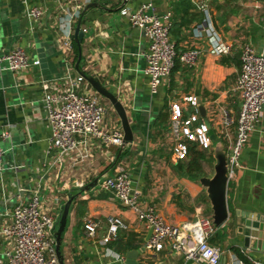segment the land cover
I'll use <instances>...</instances> for the list:
<instances>
[{"label": "crops", "instance_id": "1", "mask_svg": "<svg viewBox=\"0 0 264 264\" xmlns=\"http://www.w3.org/2000/svg\"><path fill=\"white\" fill-rule=\"evenodd\" d=\"M148 1L158 15L171 13L169 35L177 52L191 48L201 51L194 67L179 62L180 69L171 71L155 94H151L144 72L148 42L128 21L129 14ZM60 3L69 10L77 3L82 6L79 19L73 22V33L78 23L84 33L79 69L98 78L118 98L133 131V141L124 149L94 141L77 150L50 148L51 130L42 100L45 93L55 94L73 86L79 75L74 47L66 55L60 48L57 16L61 11L56 0H0V56L21 47L30 60L40 62L18 73L0 69V127L10 135L3 143L7 151L0 167V264H8L5 253L12 248L1 229L9 223L18 198L25 201L34 193L40 198L41 209L56 222L63 204L75 195L61 235L62 264H123L128 250L138 251L139 264H199L168 249L144 252L149 228L118 202L112 191L101 188L99 181L123 169L139 191L140 204L153 206L165 221L181 225L200 215L211 218V205L198 182L200 177L177 169L180 162L172 159L169 107L172 101L194 95L205 110L202 123L211 124V116L222 107L238 114L241 100L234 85L240 73L242 48L248 44L255 52H264V0H127L122 8L118 0ZM91 3L102 8L83 11ZM35 6L45 10L38 24L26 12ZM207 17L217 38L232 46L228 55L215 56L209 49V35L195 34V28ZM73 88L80 93L94 92L86 81ZM102 100L108 104L102 126L120 127L111 105ZM189 113L190 109L184 115ZM210 134H215L213 128ZM230 135L234 137V129ZM213 151L214 146L205 151L212 163ZM240 164L234 179L227 182L229 218L208 240L220 250L219 264L237 260L250 264L246 257L264 263V252L245 248L243 237L236 231L246 216L264 219V107L241 152ZM95 180L97 183L87 192H79ZM111 215L119 217L126 229L118 233L117 240L102 246L106 218ZM89 219L98 224L94 237L84 231ZM56 231L57 226L54 234ZM107 250L123 256V262L107 255Z\"/></svg>", "mask_w": 264, "mask_h": 264}, {"label": "built area", "instance_id": "2", "mask_svg": "<svg viewBox=\"0 0 264 264\" xmlns=\"http://www.w3.org/2000/svg\"><path fill=\"white\" fill-rule=\"evenodd\" d=\"M89 2L90 0H86ZM121 5L123 0H118ZM57 29L60 33V48L64 55L72 49L73 22L80 17L82 6L77 3L73 10L61 5L56 0ZM124 6V4H123ZM122 6V7H123ZM120 7V8H122ZM27 15L34 24L41 22L45 10L40 7H30ZM129 24L139 29L148 42L144 54L145 74L148 78L151 94H155L163 81L170 75L175 60L192 68L197 64L201 51L196 48L177 52L174 43L170 41L171 13L158 15L152 2L142 3L128 16ZM197 36L201 32L209 35L210 52L215 56L228 55L232 46L221 42L214 33L207 17L206 21L194 30ZM240 73L234 85V91L241 100L237 115L227 108H219L212 115L210 123H202L199 112L200 102L194 95H186L172 101L169 107V138L171 140V156L174 162L187 159L190 146L194 145L200 151H211L216 141H220L226 151L227 180L234 179L236 171L241 168V152L259 119L264 107V53L255 52L248 44L244 45L240 56ZM39 60H30L25 50L14 47L0 56V69L18 73L39 65ZM85 81L78 75L76 83ZM73 86L55 94L45 93L43 107L50 126L49 145L55 150H77L86 147L91 142L102 146L121 147L123 132L120 127L105 129L103 121L108 104L96 92L80 93ZM190 109V113H184ZM215 130L214 140L210 138V130ZM234 129L235 135H230ZM10 137L5 128L0 127V167L5 151L3 143ZM99 186L114 193L118 202L131 209L139 222L151 229V235L143 246L146 253L165 249L182 255L187 261L199 264H219L220 250L208 243L214 235L216 227L210 217L198 216L194 221L181 225L172 224L159 216L153 206L140 204L139 191L134 188L129 174L117 170L111 176H103ZM10 221L1 229V234L12 242L11 250L5 253L8 264H59L55 252V217L41 209L40 198L34 193L25 201L18 198L10 212ZM106 233L100 241L107 246L117 240L118 233L126 229L124 222L117 216H107ZM97 222L89 219L84 224L88 237H94ZM243 255L244 252H241ZM107 255L123 262V256L107 250ZM250 264H264L261 261L246 257ZM227 264H245L242 260Z\"/></svg>", "mask_w": 264, "mask_h": 264}, {"label": "water", "instance_id": "3", "mask_svg": "<svg viewBox=\"0 0 264 264\" xmlns=\"http://www.w3.org/2000/svg\"><path fill=\"white\" fill-rule=\"evenodd\" d=\"M127 0H123L120 7ZM90 7H100L97 3H91L85 7L83 11H86ZM84 13V12H83ZM80 24L78 23L75 27L72 39L75 44L78 46L79 56L75 63V68L80 76L91 86V88L96 92L100 97L108 101L111 105L114 113L117 115L120 126L123 132V144L121 145V149H124L126 146H129L133 141V131L129 124V120L126 114V111L118 100V98L107 90L98 78H94L90 75H87L83 71L79 69V61L81 58V50L80 45L83 40L84 33L80 29ZM199 112L201 117H205V110L202 105H199ZM210 138L214 140V135H210ZM213 175L211 177H200L198 179L199 184L205 190L206 196L211 205V219L216 228L221 227L225 224L229 218L227 204H226V190H227V175H226V155L223 152V147L220 141H216L214 144L213 151ZM97 183L95 180L92 184L85 186L79 189V192H87L90 187H93ZM80 193L77 194L79 196ZM75 195L71 196L62 206L59 220L56 222L57 231L55 232V252L57 255V259L59 264L62 262L59 259V247L61 244V235L65 228L66 218L68 211L70 209V205ZM237 234L243 237V246L248 249L264 252V219L256 218L254 216H246L243 224L236 228ZM151 235V229H149L148 235L146 237V241L149 239ZM138 251L136 250H128L125 252V259L123 264H139L137 261Z\"/></svg>", "mask_w": 264, "mask_h": 264}, {"label": "trees", "instance_id": "4", "mask_svg": "<svg viewBox=\"0 0 264 264\" xmlns=\"http://www.w3.org/2000/svg\"><path fill=\"white\" fill-rule=\"evenodd\" d=\"M72 45L74 47V52L76 56L75 59H77L78 49L75 43H72ZM178 69H180V63L177 59L175 60V65L172 69V72L177 71ZM206 156L207 155L205 151H199L194 145H192L189 148V154L187 160L184 162H180L177 166V169L184 171L185 173H191L195 178L202 177L203 176L202 161H204ZM239 256L241 257V259L245 260V258L241 256V254H239Z\"/></svg>", "mask_w": 264, "mask_h": 264}, {"label": "rangeland", "instance_id": "5", "mask_svg": "<svg viewBox=\"0 0 264 264\" xmlns=\"http://www.w3.org/2000/svg\"><path fill=\"white\" fill-rule=\"evenodd\" d=\"M120 11H121V9H120ZM114 14H117V12L114 13ZM258 52L261 53V51H258ZM2 147H3V149H4L5 153H6L7 147L5 146V144ZM213 164H214V159H213V163H212V160H211V158L209 156H207L204 159V161H202V166H203V176L202 177H211L213 175Z\"/></svg>", "mask_w": 264, "mask_h": 264}]
</instances>
